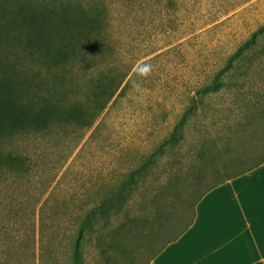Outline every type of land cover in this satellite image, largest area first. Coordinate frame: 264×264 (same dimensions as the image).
Returning <instances> with one entry per match:
<instances>
[{
    "label": "rangeland",
    "instance_id": "1",
    "mask_svg": "<svg viewBox=\"0 0 264 264\" xmlns=\"http://www.w3.org/2000/svg\"><path fill=\"white\" fill-rule=\"evenodd\" d=\"M19 4L27 5L26 17L43 13L38 30L28 31L19 26L18 19L10 24V13ZM68 8L79 16L97 17L98 43L78 40L73 33L76 55L55 67L44 57L46 48L36 49L27 39L49 31L53 49L59 42L55 13L62 15ZM263 23L264 0H0V58L8 51L14 54L10 60L19 64L20 74L50 81L56 88L52 101L64 105L60 110L72 109L76 103L86 105L90 80L106 70L121 77L127 74L125 88L91 128L68 129L60 118L51 133L31 135L10 145L24 155L27 165L19 174L0 173V264H72V243L84 208L117 187L118 180L137 168L142 156L157 152L158 144L190 111V99L197 97L225 58ZM83 49L87 54L81 59L77 55ZM103 61L106 69L100 73ZM254 63L230 89L209 94L203 106L191 109L192 119L184 128L181 145L159 155L147 183L137 189L126 213L114 219L113 225L127 215L139 217L140 231L155 223L151 199L162 184L170 186L173 195L165 199V213L177 210L180 200L187 201L206 189L209 182L187 184L192 179L191 165L202 164L196 150L207 138L221 161L229 156L225 144L236 129L235 122L249 105L264 98V67ZM6 67L10 72L11 66ZM251 137L234 142L233 153L255 152L258 143ZM262 155L264 147L241 160L255 163ZM177 178L184 183L173 189ZM143 233L126 242L116 264H147L152 248L149 233L145 238ZM93 247L91 242L85 248V264H98Z\"/></svg>",
    "mask_w": 264,
    "mask_h": 264
},
{
    "label": "trees",
    "instance_id": "2",
    "mask_svg": "<svg viewBox=\"0 0 264 264\" xmlns=\"http://www.w3.org/2000/svg\"><path fill=\"white\" fill-rule=\"evenodd\" d=\"M4 2L6 4V1ZM26 7V4H19L17 9L11 11L10 18H8L10 24L13 25L15 19H18L19 26L27 28L28 31L33 27L38 30L43 22V13L34 10L32 12H37L34 17L30 15L26 17L25 13H29ZM73 15L75 16L72 17ZM97 24V17L79 16L73 14L68 8L62 15L57 16L55 13V35L58 36L59 42L55 44L53 49L50 48L53 39L51 35L48 36L49 31L45 33L44 30L42 34L27 39V42H33V47L36 44V49L41 48V45L44 46L46 48L44 57L55 64V67L63 66L77 52L75 45L72 44L73 33L77 35L78 40H84L95 45L96 42L98 43L96 34L99 33V29L95 30ZM53 31L51 29V33ZM92 45L91 49L94 48ZM86 54V49H83L77 57L84 59ZM9 55L10 52L4 51L2 58H0V144L2 146V149H0V173L19 174L26 168L27 161L24 155L14 151L12 147L10 148V145H14L16 141L20 142L31 135L51 133V126L55 122H59L60 118L64 120L65 128L68 129L71 127L91 128L100 113L105 110L106 105L118 91H122L126 86L127 74L121 77L112 70H106L103 72L104 74L99 76L106 69L104 66L107 62L103 61L101 69H98L100 71L99 77L90 80L92 87L88 93L86 105L76 103L79 107L74 104L72 109L69 106L60 110L64 105L60 101H52L51 97L56 88L50 81L37 79L36 76L27 78L22 73L20 74L18 72L20 70L19 64L10 60V57H13L14 54ZM95 57V54H93V58ZM95 60L98 59L95 58ZM255 60L256 63L264 67V23L259 25L233 53L225 58L223 66L213 75L210 83L206 84L196 94L197 97L190 99L193 106H191V109H195L198 105L203 106L209 94H216L226 87L230 89L233 86L232 83H235L237 77L241 75V72L252 67ZM6 66H11L10 72ZM76 88L77 86H75ZM120 94L122 93L120 92ZM191 109L180 117L170 136L158 144L157 152L142 156L137 168L118 180L117 187L107 191L98 203L90 204L89 207L84 208L72 243V264H85L84 251L91 242H93V248L96 250L98 264H116L124 252L126 242L134 234L137 235L141 232H144L142 235L144 238L149 233L150 240L148 244L152 248L147 261V264H149L167 245L178 240L189 229L195 220V207L207 192L232 178L250 172L264 163V155L260 156L255 163L248 164L241 160L244 156L247 157L250 154L253 156V153L264 147L263 98L260 102L252 106L249 105L243 117L235 122L236 129L227 137L225 144V146H228V151L225 149V154H229L228 157L226 156L225 161H221L222 159L215 155V147L210 149L208 144L211 141L207 138L203 139L200 147L196 150V159L202 164L195 165V167L191 165V170L193 168V174H190L192 179L188 183L185 176L184 179L188 185L194 183L193 186L209 182L206 189L200 191L197 195H191L187 201L180 200L177 210L174 208L171 213H165L164 204L167 203L165 199H170L169 197L173 195H170L171 187L162 184L151 199L154 204L152 221H156L155 223L148 224L149 226L144 231H140L136 224L139 217L127 215L124 221L113 225L112 221L114 219H118L119 215L126 213L128 204L135 197L137 189L142 188L147 183L149 172L157 165L159 155L165 150H173L174 147L181 145L185 138L184 128L192 119ZM65 128L62 130L68 131ZM207 134L208 132L205 133V135ZM249 135L252 136L251 138L256 139L258 143L256 151L254 152L246 147L245 149L249 150L243 151L245 153L241 152L240 155H235L233 153V143L247 141ZM245 166L246 168L243 169ZM195 169L196 171H194ZM236 170L239 171L235 172ZM184 179L177 178L172 184L173 189L181 186ZM160 206L163 208V212H160L162 211ZM31 214L34 215L35 211ZM20 217H24V213ZM171 222L173 223L171 224Z\"/></svg>",
    "mask_w": 264,
    "mask_h": 264
},
{
    "label": "crops",
    "instance_id": "3",
    "mask_svg": "<svg viewBox=\"0 0 264 264\" xmlns=\"http://www.w3.org/2000/svg\"><path fill=\"white\" fill-rule=\"evenodd\" d=\"M149 264H264V163L207 192L189 229Z\"/></svg>",
    "mask_w": 264,
    "mask_h": 264
}]
</instances>
